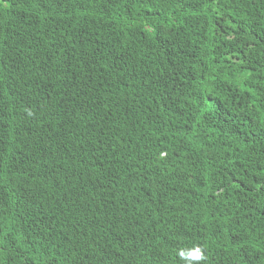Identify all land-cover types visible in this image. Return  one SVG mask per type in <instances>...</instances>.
Listing matches in <instances>:
<instances>
[{"label":"trees","instance_id":"obj_1","mask_svg":"<svg viewBox=\"0 0 264 264\" xmlns=\"http://www.w3.org/2000/svg\"><path fill=\"white\" fill-rule=\"evenodd\" d=\"M193 245L264 264V0H0V264Z\"/></svg>","mask_w":264,"mask_h":264},{"label":"clouds","instance_id":"obj_2","mask_svg":"<svg viewBox=\"0 0 264 264\" xmlns=\"http://www.w3.org/2000/svg\"><path fill=\"white\" fill-rule=\"evenodd\" d=\"M161 158L162 154H161ZM178 258L184 264H204L206 261L205 250L199 245H193L190 248H180L177 251Z\"/></svg>","mask_w":264,"mask_h":264}]
</instances>
